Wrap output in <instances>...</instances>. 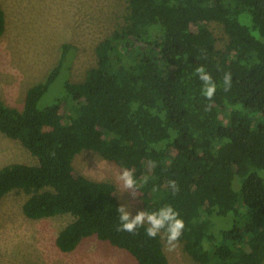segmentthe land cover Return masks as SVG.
Returning <instances> with one entry per match:
<instances>
[{"label": "trees", "instance_id": "16d2710c", "mask_svg": "<svg viewBox=\"0 0 264 264\" xmlns=\"http://www.w3.org/2000/svg\"><path fill=\"white\" fill-rule=\"evenodd\" d=\"M127 2L122 24L97 44L96 65L82 81L67 78L72 47L62 43L57 62L25 91L21 109L0 98V132L37 160L0 167V198L28 194L22 212L31 219L71 215L55 237L62 252L95 235L137 264H170L160 235L117 230L120 203L106 182L74 172L72 155L93 150L135 170L144 209L170 204L179 212L180 242L194 261L261 264L264 0ZM211 21L223 26V49ZM5 26L0 2V37ZM201 65L217 83L210 101L195 74ZM225 72L232 75L228 91ZM170 180L179 186L175 194Z\"/></svg>", "mask_w": 264, "mask_h": 264}, {"label": "rangeland", "instance_id": "374dc122", "mask_svg": "<svg viewBox=\"0 0 264 264\" xmlns=\"http://www.w3.org/2000/svg\"><path fill=\"white\" fill-rule=\"evenodd\" d=\"M5 12V31L0 37V98L7 106L21 109L25 91L42 80L57 62L62 43L72 47L67 78L80 82L96 65L95 48L123 22L127 0H0ZM223 49L227 36L222 24L208 23ZM76 174L106 182L131 212L143 210L141 193L134 200L123 192L120 168L93 150L72 155ZM10 163L36 164L35 156L16 139L0 132V167ZM28 194L11 191L0 198V264H137L126 251L95 235L84 238L69 252L60 251L55 237L72 220L69 214L31 219L22 212ZM218 228V226H216ZM161 237V236H160ZM164 251L170 264H199L179 246ZM264 264V261L261 263Z\"/></svg>", "mask_w": 264, "mask_h": 264}, {"label": "clouds", "instance_id": "9594fccd", "mask_svg": "<svg viewBox=\"0 0 264 264\" xmlns=\"http://www.w3.org/2000/svg\"><path fill=\"white\" fill-rule=\"evenodd\" d=\"M195 74L202 82L201 94L207 100H211L216 93L217 83L212 75L206 71L205 66L201 65L195 69ZM222 87L225 91L232 87V75L225 72L222 77ZM155 161H149V167H155ZM118 180L121 182L123 192H128L132 199H136L140 194L138 191L137 179L135 178V170L122 168L119 171ZM149 180L148 176L143 177V184ZM168 187L172 193L179 191V186L175 180L168 182ZM154 191L157 189H153ZM131 205L128 203L119 204L115 211L119 221L118 231H126L128 233H136L139 228H145V234L150 239H155L158 235L164 240L165 249L168 252H174L178 246L180 237L185 228L179 212L170 204H164L156 210L148 211L146 209L137 210L135 215L131 212Z\"/></svg>", "mask_w": 264, "mask_h": 264}]
</instances>
